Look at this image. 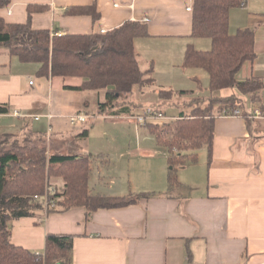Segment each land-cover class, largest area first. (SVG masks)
<instances>
[{
  "label": "crops",
  "instance_id": "0c3cea01",
  "mask_svg": "<svg viewBox=\"0 0 264 264\" xmlns=\"http://www.w3.org/2000/svg\"><path fill=\"white\" fill-rule=\"evenodd\" d=\"M193 3L194 0H12L0 8V16L10 23H25L29 6H34L33 28L58 35L99 33L129 20L144 21L151 35L137 38L135 46L141 67L146 69L151 62L154 65L156 87L194 91L189 98L208 97L207 71L182 68L188 44L198 50L212 46L209 38L191 36L193 12L188 7ZM94 5L101 14L98 20L88 13H68L71 8ZM241 29L254 31L257 57L244 65L239 76H256L264 81V0H245L242 6L231 9L229 31L235 34ZM38 68L0 47V104H8L11 109L0 114V135L48 137L46 130L51 127L55 149L90 155L77 152H82L79 149L85 146L83 142L90 138L91 131L79 145L80 142L72 143L65 127L69 116L97 109L106 91L66 90L65 85H79L82 80L40 77ZM234 93L232 88L217 95ZM130 102L136 105L133 113L142 111L143 93L137 92ZM14 110L32 116L50 113L53 118H19ZM172 110L174 118L184 111L178 106ZM111 117L115 116L106 118ZM125 117L129 116L115 118ZM97 122H93L92 129ZM128 132L132 141L122 146L123 163L112 165L113 161L102 152L96 159L90 157L94 169L90 185L93 191L107 196L152 193L149 198L123 208L99 209L88 220L86 209L81 207L46 217H22L13 222L12 242L41 253L48 233L73 234L74 264H264V115L253 119V132L243 117H217L211 163L208 148H201L196 163L179 168L181 184L175 189L169 187L168 180H161L167 170L161 158L167 156L166 151L160 150L157 143L147 148L143 128ZM156 152L161 154L159 160L149 157L156 156ZM191 166L201 175L196 176ZM187 177L194 179L189 182ZM63 185L60 180V187ZM173 190L184 192L174 194Z\"/></svg>",
  "mask_w": 264,
  "mask_h": 264
},
{
  "label": "trees",
  "instance_id": "16d2710c",
  "mask_svg": "<svg viewBox=\"0 0 264 264\" xmlns=\"http://www.w3.org/2000/svg\"><path fill=\"white\" fill-rule=\"evenodd\" d=\"M11 1L0 0V8L8 6ZM244 2L194 0L191 36L209 38L212 46L209 50H198L193 44H188L182 68L207 71L210 78L208 97L189 98L195 94L194 91L156 87L154 65L151 62L148 68L143 69L135 46L137 38L151 35L148 24L140 20L126 21L106 33L58 35L50 30L33 28L35 7L29 6V18L25 23H10L0 16V47L8 48L9 54L23 63L37 64L40 77L82 80L79 85H65L66 90H105L104 101L97 102L99 114L135 116L144 113L148 107L163 114L166 105L184 110L170 121L159 123L154 120L143 125L149 128L158 145L166 147L170 167L168 185L175 188L181 184L179 168L196 163L201 148H208L211 163L215 119L222 117L220 114L240 110L239 117L245 118L248 129L253 132V119L257 118L255 110L258 108L264 113L263 79L256 76L241 79L239 76L244 65L257 57L254 31L241 29L235 34L229 31L231 9L242 6ZM68 13H88L94 20L101 18L95 5L71 8ZM153 87L152 92L157 94L158 100L146 106L142 103L143 110L133 113L136 105L130 101L136 95L135 91L141 89L144 93L145 89ZM232 88L236 93L217 95L219 91ZM202 89L200 85L199 90ZM254 104L252 108L250 105ZM10 111L8 104H0V114ZM89 132L86 129L80 136L85 138ZM12 136L0 135V264H74L76 236L73 234L48 233L41 253L13 243V222L19 218L46 217L81 207L86 209L88 220L99 209L139 204L143 198L152 195L107 196L93 191L90 181L94 169L89 155L58 151L48 154L46 148L33 142L6 149L4 139L9 140ZM60 180L64 181L62 188ZM50 187L55 189L50 197L56 200V204L46 211L36 196H44ZM188 252L191 256L189 249Z\"/></svg>",
  "mask_w": 264,
  "mask_h": 264
},
{
  "label": "rangeland",
  "instance_id": "374dc122",
  "mask_svg": "<svg viewBox=\"0 0 264 264\" xmlns=\"http://www.w3.org/2000/svg\"><path fill=\"white\" fill-rule=\"evenodd\" d=\"M143 67H144V65H143ZM70 80H73V79H70ZM153 89H154V87L153 88H147V89H145V92L143 93V104L145 106L148 105L149 104L148 102H151V100H155V101L158 100L157 94L155 92H152ZM140 90L141 89H137L135 91V93L136 92L140 93L141 92ZM133 97L134 96H132V98ZM140 97H142V95ZM125 98H127V97H124V99ZM173 108H177V106H173V107H170V105L164 106V113H163L164 116L159 118V119H156L155 121L161 123L164 121H170L171 119H174V117H171V116H172V114L175 115L176 113L173 110L170 111ZM87 114H88V120L85 123H76L74 125H71V124H69V122L67 123V121H66V123L68 125L66 124L65 134H67L70 137V140L72 141L73 144L80 142V141H84V139L82 140V137L80 136L81 134L78 135L80 132H82L86 129L91 131L90 138L88 140H86V142H83V143H85V146H83L79 149V150H82V152L78 151L77 153H83V154L88 153V154H90L89 156L91 158L96 159L98 154L100 152H102L103 154H106V156L108 155L109 159L111 161H113L112 165H114V166L119 165V164L123 163V161H121V159H120V154H122L121 153L122 146H128L129 143L131 144V141H132L131 135L128 134L129 133L128 130L133 131V129H135V128L136 129L143 128V135H145L144 139H146L147 148L152 149V147H156V139H155L154 135L149 132L148 127L143 126V123L139 126H136L135 124L129 123L128 118H126V117L125 118H115V117L106 118L107 115L98 114L96 108L91 109V111H89ZM121 117H123V116H121ZM114 120H116L117 123L113 124ZM94 121H99V122H97L99 124H97L96 127H94L92 129V125H93ZM46 131H47L48 137H39V136L33 137V135H26V136H22V137H17V136L13 135L12 137L9 138V140H6L3 138L5 141L4 145H5L6 149H12L14 147L16 148V147L25 146V145H31V143L33 142L36 144H40V145H42V147L46 148L48 154H50L51 152H55V151L60 152L59 150H57L53 147L52 143H54V141H53V138L50 137L51 132H49V130H46ZM79 145H81V142L79 143ZM157 147H159V149L162 151H167V149L164 145L162 146V145L157 144ZM83 150H85V151H83ZM118 151H120V152L117 153ZM153 155H156V156H149V157H151V158L155 157L154 159H157V160H159L161 157V154L158 152L153 153ZM161 158L163 159L162 162L164 164V168L167 169L166 172L164 173V175L162 176L161 180L167 181L168 172H169V168H170L168 165V158H167V156L166 157L163 156ZM188 164L193 165V163H188ZM148 166H150V164ZM157 167H158V164H156V168ZM112 168H114V167L112 166ZM198 168H199V166H198ZM191 169H192L193 173L196 174V176L201 175L199 170H197V171L193 170V169H195L194 166H191ZM203 169H205V166L202 167L201 171H203ZM178 177H179V175H178ZM202 177L203 176H201L200 179H202ZM185 179H187L189 182H191V181H193L194 178L187 177ZM55 180L57 181L58 179H55ZM179 180H180V177H179ZM185 184H187V183H185ZM184 189L189 190V187L185 186ZM158 190L161 191L162 189H158ZM105 191L110 192L108 189H106ZM172 192L174 194H177V193H182L184 191L173 190Z\"/></svg>",
  "mask_w": 264,
  "mask_h": 264
},
{
  "label": "built area",
  "instance_id": "2783aa9c",
  "mask_svg": "<svg viewBox=\"0 0 264 264\" xmlns=\"http://www.w3.org/2000/svg\"><path fill=\"white\" fill-rule=\"evenodd\" d=\"M189 9H191L192 7L189 6ZM107 30L106 29H102L101 33H106ZM31 84H33V81H30ZM14 115L19 117V118H24V117H29L32 115H27V114H22V112L18 111V110H14ZM241 115V111L236 109L233 112L231 111H224L222 114H220V116L222 117H239ZM263 115L262 111L260 109H256L255 110V116L261 117ZM164 115L159 112V111H155L153 108L148 107L144 113H142L141 115H135V116H129L128 117V121L132 124H135L136 126H139L143 123L146 124L148 121H154L156 119H159L161 117H163ZM32 117L35 118V120H39L40 117H46L48 120L53 118V115H51L50 113H47L45 115H33ZM88 119V116L86 114L83 113H76L73 114L71 116H69V122L71 125H74L76 123H85ZM49 132H51V127L48 128ZM54 187H50L49 189H47V192L44 196H36V198L38 200L41 201V203L44 205V210H48L51 206H55L56 204V200L54 198H51L50 195L54 194Z\"/></svg>",
  "mask_w": 264,
  "mask_h": 264
}]
</instances>
